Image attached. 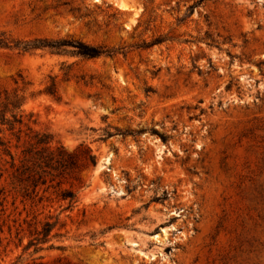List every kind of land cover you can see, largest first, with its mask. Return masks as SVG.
Masks as SVG:
<instances>
[{
	"label": "rangeland",
	"instance_id": "374dc122",
	"mask_svg": "<svg viewBox=\"0 0 264 264\" xmlns=\"http://www.w3.org/2000/svg\"><path fill=\"white\" fill-rule=\"evenodd\" d=\"M0 33L116 52L0 49V99H25L23 126L0 119L12 154L31 128L98 157L73 211L24 202L5 173L0 264H264V0H0Z\"/></svg>",
	"mask_w": 264,
	"mask_h": 264
},
{
	"label": "trees",
	"instance_id": "16d2710c",
	"mask_svg": "<svg viewBox=\"0 0 264 264\" xmlns=\"http://www.w3.org/2000/svg\"><path fill=\"white\" fill-rule=\"evenodd\" d=\"M0 49L16 51L22 55H34L35 53L50 52L59 56H76L83 59H100L114 57L116 52L109 51L105 47L90 46L81 41L74 40H49L35 39L31 41H20L9 38L0 33ZM45 93L59 101L57 86L53 81ZM25 99L18 95L5 94L0 99V119L3 125H8L11 132L16 130L17 125L23 126L24 119L16 114L24 105ZM12 114V120L7 118ZM29 133L23 130L16 135L22 140L25 134L27 141L19 156L12 154L9 143L0 140V162L2 157L8 156L11 161L3 167L0 166V181L5 173L9 175L12 189L25 201L43 203L45 200L56 202L64 207V211H73L80 202V193L86 187L84 173L93 172L98 166V157L93 150L82 144L74 150L67 149L62 144L54 143V136L28 128ZM1 133V130H0ZM166 141L165 139L163 140ZM9 166L8 168H6ZM63 204V205H62ZM50 217L41 223L40 230L37 224L27 222L30 236L34 238L26 250L32 247L38 248L47 242L58 222H52ZM40 264H69L64 259L58 258L50 263Z\"/></svg>",
	"mask_w": 264,
	"mask_h": 264
},
{
	"label": "bare ground",
	"instance_id": "6f19581e",
	"mask_svg": "<svg viewBox=\"0 0 264 264\" xmlns=\"http://www.w3.org/2000/svg\"><path fill=\"white\" fill-rule=\"evenodd\" d=\"M107 164H110V158L107 159Z\"/></svg>",
	"mask_w": 264,
	"mask_h": 264
},
{
	"label": "water",
	"instance_id": "95a60500",
	"mask_svg": "<svg viewBox=\"0 0 264 264\" xmlns=\"http://www.w3.org/2000/svg\"><path fill=\"white\" fill-rule=\"evenodd\" d=\"M110 163H111V160H110Z\"/></svg>",
	"mask_w": 264,
	"mask_h": 264
}]
</instances>
